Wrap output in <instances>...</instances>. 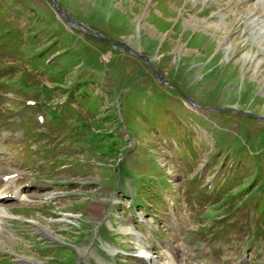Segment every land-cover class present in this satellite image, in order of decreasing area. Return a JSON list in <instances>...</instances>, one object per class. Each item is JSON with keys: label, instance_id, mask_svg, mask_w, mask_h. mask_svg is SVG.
Wrapping results in <instances>:
<instances>
[{"label": "rangeland", "instance_id": "374dc122", "mask_svg": "<svg viewBox=\"0 0 264 264\" xmlns=\"http://www.w3.org/2000/svg\"><path fill=\"white\" fill-rule=\"evenodd\" d=\"M226 1L0 0V50L14 54L0 89L44 96L52 114L30 136L37 107L0 103V173L32 182L30 197L57 193L0 203L15 214L0 264H145L132 224L187 264H264V246L247 248L264 239V14Z\"/></svg>", "mask_w": 264, "mask_h": 264}, {"label": "bare ground", "instance_id": "6f19581e", "mask_svg": "<svg viewBox=\"0 0 264 264\" xmlns=\"http://www.w3.org/2000/svg\"><path fill=\"white\" fill-rule=\"evenodd\" d=\"M245 1L246 0H242L241 2H243L242 4L244 5L245 4ZM227 4H230V5H233L235 3V0H227L226 1ZM258 5L261 7L259 9H247L245 11H247L249 13V18L254 15V14H261L263 13L264 14V3H263V0H258L257 1ZM245 6H242V8H244ZM248 6H246L245 8H247ZM241 15H243V13H241ZM257 16V15H256ZM231 14L229 13L227 15L226 18H228V20H231ZM253 17V16H252ZM257 18V17H255ZM256 22H259L257 20H255ZM231 22V21H230ZM233 22V21H232ZM248 25L246 24V27ZM230 27V26H229ZM229 29V28H228ZM238 51L240 50L237 49ZM246 59V58H245ZM249 59V58H248ZM251 60V59H250ZM249 60V61H250ZM3 152V151H2ZM2 176H4V174H2ZM20 179V178H19ZM15 182V179L13 177L7 179V180H3V178L0 179V199H5L7 195H10V196H16L17 199L19 200H30L32 196H37V197H43V198H50V197H54L56 194L54 193L53 195V192L49 193V191H55V190H48L46 191L45 193L43 194H31V197H30V193H26L23 191V188L25 186V184H23L22 181H17L16 183ZM2 193L6 194V196H2ZM43 195H46V196H43ZM2 196V198H1ZM48 196V197H47ZM0 203H5L4 202H0ZM22 207V206H21ZM9 206L7 205H3V204H0V219L2 218V216H12V215H15L13 214L10 210H9ZM67 216V215H66ZM3 221V220H2ZM131 224L129 221L126 222L124 225H121V229H124L126 227H128V225ZM2 226H3V223L1 222L0 220V232L2 231ZM132 226L135 227L132 228ZM130 228L127 229V231H130V232H133L135 235L137 234L138 235V240L137 242L140 243V248L139 250L136 251V254L138 256H141L143 258H145L146 260L149 261V264H187L185 263L184 261H178L177 259L174 258L173 255L170 254L169 250H166V254H167V261L166 262H158L155 257L151 254L152 253V250L151 248L149 247V243L146 241L145 237H143V235L140 233V231L137 229V227L135 225H132ZM4 227V226H3ZM48 232L51 233V230L49 228H46ZM137 229V231H136ZM145 241H143L142 239ZM138 244V243H136ZM36 261V260H35ZM37 264H41L40 262L36 261ZM105 264V263H103ZM205 264V263H204ZM231 264H236V262H232Z\"/></svg>", "mask_w": 264, "mask_h": 264}]
</instances>
